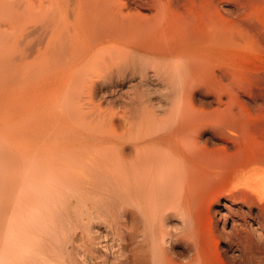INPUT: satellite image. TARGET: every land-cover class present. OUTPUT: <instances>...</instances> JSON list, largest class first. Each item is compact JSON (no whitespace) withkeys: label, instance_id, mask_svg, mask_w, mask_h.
<instances>
[{"label":"bare ground","instance_id":"bare-ground-1","mask_svg":"<svg viewBox=\"0 0 264 264\" xmlns=\"http://www.w3.org/2000/svg\"><path fill=\"white\" fill-rule=\"evenodd\" d=\"M55 1L54 13L59 12L61 1L64 5V0H52L51 6ZM152 2V16H144L128 7L122 9L118 0H73L74 22H70L74 31H67L65 40L61 36L63 43L58 35L54 39L60 32L57 27L54 38L49 36L54 40L49 45L54 46L36 54V62H25L27 73L38 61L56 69L49 103L57 105L52 98L59 100L67 111L60 118L56 113L55 130L62 135L55 133L53 140L48 137L51 142L40 143L42 158L52 163V178L85 177L87 183L90 179L99 180V185H116L115 214L110 206L105 213L109 222H103L108 230L99 252L100 264H210L207 247L213 248L220 234L228 238L232 251L234 237L242 232L255 241L264 238V140L247 129L248 121L237 126L239 118L197 115L183 105V36H167L165 1ZM136 74L146 86L157 82L160 94L151 96L155 91L150 95L148 88L143 89L146 86L133 82ZM124 81L127 88L124 83L122 90ZM99 94L104 100H96ZM169 94L173 98L168 102ZM103 102L109 106H102ZM74 106L79 107V123L75 115L70 117ZM69 118L76 120L77 128ZM45 124L43 129L52 128ZM45 131L42 136L48 134ZM205 132L208 136L203 138ZM62 167L66 170L61 173L53 170ZM87 168L93 170L88 174ZM221 197L246 204L247 214L234 209L219 219L212 216V207ZM253 207L257 208L255 216H251ZM90 235L91 240L96 238ZM235 238L238 242L241 237ZM49 251V258L43 256L44 264H77L56 250ZM89 253L83 258L91 261Z\"/></svg>","mask_w":264,"mask_h":264},{"label":"rangeland","instance_id":"rangeland-1","mask_svg":"<svg viewBox=\"0 0 264 264\" xmlns=\"http://www.w3.org/2000/svg\"><path fill=\"white\" fill-rule=\"evenodd\" d=\"M147 1L118 0V5L122 9L128 7L135 13L152 16L153 2ZM164 1L167 6L165 33L174 38L180 37L181 34L183 36V105L197 115L212 118L215 115L216 118L226 116L234 120L239 118L238 123L235 121L237 126L248 121L250 124L247 129L250 127L252 130L249 129L263 141L264 0ZM21 2L25 4L24 8H27L24 9ZM56 2L51 6L52 0L0 1V264H44L43 256L49 258L50 249L58 251L66 260L69 259L68 261L77 264H100L99 252L105 240V231L108 230L106 220L109 222L106 209L113 207L114 202L116 206L114 200L118 198L116 185L112 186L109 182V185L106 182L103 186L102 181L100 185L98 184L99 180L98 183L96 180L92 183L89 179L87 183L88 178L85 177L64 179L53 177V179L52 163L46 158L44 160L41 153L44 149L41 147L45 142L43 140L51 142L56 136L55 133L62 135L56 131L57 129L55 130L56 121H59L58 118L63 117L62 114H66L67 111H64L66 108H63L64 104L59 103V100L55 101L54 98L52 102L58 104H54L55 107L52 104L54 108L49 107L52 106L49 103L51 101L49 95L56 69L48 62L39 63L41 62L38 61L41 60L39 56L38 64L34 63L31 72L27 73L29 69L25 62L27 60L28 63L36 62V54L42 55L46 47L54 46L53 43L49 45L52 41L49 38H54L52 32H56L57 27L61 35L60 32L55 34L54 39H57L58 35L63 36L65 40L68 36L67 31L69 33L74 31L73 0L72 2L64 0V5L61 1L59 12L55 10V14L53 10L56 5L58 6L55 5ZM47 10L49 14L45 16ZM44 16L48 20H45ZM55 17L57 20L62 17L61 21L54 20ZM70 20L73 22L71 23ZM63 40L60 42L64 43ZM51 49H48V53ZM133 79L135 80H132L133 82L137 81V85L140 82L141 86H146L139 81L138 74ZM123 85L125 87L127 81L121 84L122 90H125ZM149 86H155V81L149 83ZM149 86L143 89L148 88L149 94L151 91L156 92L154 95L152 92L151 96L160 94L159 90L162 88H159L161 86H158L157 82L155 87ZM109 87L108 92L111 93ZM102 88L105 89L104 86ZM173 91L171 94L174 98L169 94L168 102L172 101L171 98L175 99L176 91L175 93ZM101 92L104 94V91ZM101 94L96 96V100L102 98L99 97ZM47 100L49 105L43 107ZM103 103L105 105L102 106H109ZM48 107L49 109L46 110ZM74 107L76 110L72 108L70 117L72 118V114L75 115L74 118L79 123L76 116L79 107ZM56 113L60 114L58 118ZM55 117L56 119L53 120ZM71 118L69 120L74 121V118ZM75 121L72 123L77 128ZM43 124L47 127L52 124V128L43 129ZM43 130L48 131V134L45 131L42 136ZM44 136L47 138L44 139ZM206 136L208 133H203V138ZM218 145H222V142L218 141ZM53 170L54 172L60 170L61 173V170L65 171L66 168H53ZM92 170L87 168V173ZM104 187L109 192H106ZM99 202L102 205H99ZM115 208L113 207L114 214ZM234 209L246 212L245 214L248 212L246 204L235 203L221 197L212 207V216L219 219L223 212L233 213ZM251 213V216L257 215V208L253 207ZM93 219L95 222L92 221ZM263 224L264 221L261 225L264 230ZM86 233L91 234L90 236L95 235L96 238L91 240ZM262 233L264 234V231ZM236 236L237 240L241 237L240 241H234ZM236 236L233 240V251L228 249V238L224 234L219 235L220 240L214 245L215 248L207 247L208 256L211 255L210 264H264V238L255 241L245 236L243 232ZM85 253H89L91 261L83 258Z\"/></svg>","mask_w":264,"mask_h":264}]
</instances>
